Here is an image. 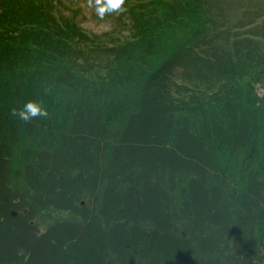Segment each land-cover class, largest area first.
Instances as JSON below:
<instances>
[{"label": "trees", "instance_id": "obj_1", "mask_svg": "<svg viewBox=\"0 0 264 264\" xmlns=\"http://www.w3.org/2000/svg\"><path fill=\"white\" fill-rule=\"evenodd\" d=\"M58 3L0 0V264H264V27L126 0L88 34Z\"/></svg>", "mask_w": 264, "mask_h": 264}, {"label": "rangeland", "instance_id": "obj_2", "mask_svg": "<svg viewBox=\"0 0 264 264\" xmlns=\"http://www.w3.org/2000/svg\"><path fill=\"white\" fill-rule=\"evenodd\" d=\"M211 5H217L213 9L226 11L225 19L227 23L225 25L228 27L232 24V21H237L239 27H250L252 22V27H264V0H209ZM72 5V6H71ZM77 8L78 12L73 13V9ZM56 8L59 9L65 16H73L83 29L86 30L88 34H106L109 33L118 24L116 15L118 13H113L111 15L105 16L101 20L94 9H89L86 7L85 0H61V4H56ZM195 20V18H194ZM195 22V21H194ZM123 34H127L123 31ZM202 82L203 80H199ZM259 94L262 93L261 88L257 89ZM39 218L36 217V221ZM51 218L43 217L40 219L41 222H51ZM53 221V220H52ZM22 246V245H21ZM24 247V246H22Z\"/></svg>", "mask_w": 264, "mask_h": 264}, {"label": "clouds", "instance_id": "obj_3", "mask_svg": "<svg viewBox=\"0 0 264 264\" xmlns=\"http://www.w3.org/2000/svg\"><path fill=\"white\" fill-rule=\"evenodd\" d=\"M86 7L94 9L98 17L103 20L105 16L113 13H124L127 11L126 0H85ZM10 115L24 122H31L37 117L49 116L46 108L41 103L29 100L20 109H10Z\"/></svg>", "mask_w": 264, "mask_h": 264}, {"label": "flooded vegetation", "instance_id": "obj_4", "mask_svg": "<svg viewBox=\"0 0 264 264\" xmlns=\"http://www.w3.org/2000/svg\"><path fill=\"white\" fill-rule=\"evenodd\" d=\"M39 236V234H36V236L35 237H38ZM37 243H38V241H37ZM18 245L21 247V243H18ZM24 247H25V245H24ZM29 255V254H28ZM18 256H20V257H22V251H21V249L19 248V250H18ZM27 258V257H26ZM18 259H20V258H18ZM23 260H25V259H23Z\"/></svg>", "mask_w": 264, "mask_h": 264}, {"label": "water", "instance_id": "obj_5", "mask_svg": "<svg viewBox=\"0 0 264 264\" xmlns=\"http://www.w3.org/2000/svg\"><path fill=\"white\" fill-rule=\"evenodd\" d=\"M12 214H14V215H15V214H16V211H12Z\"/></svg>", "mask_w": 264, "mask_h": 264}]
</instances>
